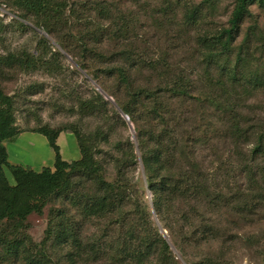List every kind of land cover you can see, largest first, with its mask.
Masks as SVG:
<instances>
[{"label":"trees","instance_id":"1","mask_svg":"<svg viewBox=\"0 0 264 264\" xmlns=\"http://www.w3.org/2000/svg\"><path fill=\"white\" fill-rule=\"evenodd\" d=\"M11 1L25 11L24 15L19 16L22 21L20 24L24 26L25 22L35 30L42 31L41 41L45 45H48L47 38H57L64 28L76 30V44L84 50L77 64L91 76L93 82L113 79L119 93L125 98L124 102L114 100L115 104H110L100 91L96 92L95 98L86 101L82 108L93 113L98 111L105 117L101 110L111 105L121 121L124 122L120 114L128 116L135 125V143L127 140L132 150L124 153L126 157L123 156V160H115L118 178L112 182L103 177V166L95 158L89 138L72 131L81 157L68 163L62 160L56 144L62 131L47 126L38 132L48 139L55 152L53 169L44 168L38 172L13 166L9 163L4 143L15 138L19 132L15 126L13 100L0 90V226L24 225L32 212H42L45 201L54 192L57 191L58 195L66 192L67 199L80 217L65 214L66 222L61 221L58 241L61 245L69 244L75 250L74 253L78 252V248L96 260L111 259L114 264H172V249L175 247L185 261L181 264H225L222 261V250L214 246L224 242V217L228 211H236V208L234 200L231 201L229 196L230 188L223 172L226 163L221 161L219 167L215 165L216 128L211 116L207 115L213 108L212 111H220L227 117L226 113L232 109L231 98L226 96L227 86H205L200 91L202 94H199L198 86L194 85L189 74L173 72L171 65L159 57L146 60L142 52H133L125 37L128 33L125 24L111 22L78 27L68 20L67 5L63 2L6 0V3ZM176 1L186 6L189 0ZM255 4L264 7V0H237L227 27L202 34L198 38L197 46L202 61L208 67L213 65L216 68L217 76L212 81L218 85H223L226 78L235 85L244 84L247 79L239 68H231L221 61L231 55L241 23L252 15L250 7ZM101 11L102 14L103 11L107 15L110 13L104 8ZM200 19L201 11L197 7L188 9L184 15V23L187 25L199 24ZM91 27L94 36L101 33L107 34L112 40L120 39L119 50L108 56L101 41L90 37ZM57 46L71 55L67 44L60 42ZM244 52L245 47L241 46L237 53L239 61L243 59ZM41 60L36 55H30L22 64L30 67ZM144 67H150L155 72L151 77L160 79L162 86L151 88L153 85L137 81L136 72H141ZM252 81L263 86L232 87L242 89L238 96L264 89V81ZM100 89L107 94L105 89ZM198 107L204 109L206 115L199 117L195 113ZM220 120L226 127L224 138L238 146H249L250 137L256 136L253 147L245 152L243 160L248 159L250 162L264 157V132L250 133L236 118L225 120L222 117ZM116 146L120 151L123 149L121 142ZM243 162L238 168L244 172L248 183L245 193L250 197L254 193L260 201H264V193L260 189L257 192L252 189L253 185H258L259 173L253 170L249 162ZM132 165L139 168V179L136 181L130 175L129 168ZM6 170L10 172L13 183L6 177ZM91 180L96 182L97 191L93 194L83 192L81 188ZM138 183L151 193L152 208L143 204L136 188ZM247 207L243 209L245 213L250 211V207ZM153 212L157 221L148 223L145 220L143 228L133 222L138 213L148 219ZM112 218L119 225H130L127 232L136 236L135 243L127 246L126 243L116 242L103 249L93 237L88 239L83 236V227L87 223ZM141 230H144L143 235ZM162 231H167L169 241ZM156 242H159V246H155ZM160 247L164 250L161 256L156 254ZM74 253L71 252V255ZM101 253L102 256H99Z\"/></svg>","mask_w":264,"mask_h":264},{"label":"rangeland","instance_id":"2","mask_svg":"<svg viewBox=\"0 0 264 264\" xmlns=\"http://www.w3.org/2000/svg\"><path fill=\"white\" fill-rule=\"evenodd\" d=\"M54 1L67 5L68 20L78 27L84 24L111 22L117 25L125 24L128 27L125 37L129 40L133 52H142L146 60L159 57L171 65L173 72L182 71L189 74L195 82L194 85L198 86L199 94H202L200 91L206 88L205 86H227L226 96L232 101V109L226 113L227 117L220 111H212V107L207 117L211 116L216 128L215 165L219 167L221 161L226 163L223 172L227 177L229 196L231 201L234 200L236 211L230 210V213H226L223 221L224 242L214 248L222 250V261L225 264H264V201H260L257 193L256 196L254 193L252 197L247 196L246 176L240 171L241 168H238L242 161L249 162L248 159L243 160V156L253 147L256 136L250 137L249 146H238L224 138L226 127L220 120L222 117L225 120L236 118L250 133L264 132V89L252 90L238 96L242 89L232 87L263 86L252 80L264 81V7L257 4L250 7L252 15L241 23L231 55L221 61L231 68H239L247 77L245 83L235 85L226 78L223 85H218L212 81L217 76L216 68L213 65L208 67L202 61L197 41L202 34L213 33L228 26L237 0H189L186 6L176 0ZM5 3L6 0H0V90L13 100L15 126L19 134L25 131L38 132L45 126L62 132H78L89 138L95 158L103 166L102 175L105 180H117L118 167L115 160L126 157L124 153L132 150L127 140L134 142L135 125L123 114L120 116L124 122L121 121L111 105L101 110L105 117L98 111L93 113L84 110L82 105L95 98L96 92H100L98 87L105 89L113 100L124 102L125 98L119 93L118 86L110 78L93 82L91 76L77 64L84 50L76 44L78 33L75 29L70 31L64 28L57 38H47L48 45H45L41 41L43 34L40 30H35L25 22L24 26L20 24L22 21L19 16L24 15L25 11L18 8L14 1L6 3L8 6ZM196 7L201 11L199 24H185L184 15L187 10ZM102 8L110 12L109 15L104 11L102 14ZM84 31L86 32V29ZM90 33L91 38L101 41V46L108 56L119 50L120 39L112 40L107 34L101 33L94 36L92 27ZM60 42L69 46L71 55L58 48ZM241 46L245 47V52L243 59L239 61L237 53ZM30 55L41 58V62L30 67L24 66L23 60ZM153 73L155 72L150 67H144L141 72H136V79L140 84L153 85L151 88L162 86L160 79L151 77ZM103 97L110 104L113 103L104 95ZM195 113L199 117L206 115L205 110L200 107L196 108ZM242 136L245 137V134ZM118 142L122 144L121 151L116 146ZM249 163L253 170L259 173L258 185H253L252 189L256 192L260 189L263 194L264 157ZM129 171L134 181L139 179L137 165L130 166ZM5 173L13 183L10 172L6 170ZM222 176L225 177L223 174ZM97 187L96 182L91 180L81 190L93 194ZM136 188L143 204L152 208L151 193L143 189L141 183H138ZM247 206L250 211L245 213L243 209ZM75 210L67 199V193L58 195L56 191L45 201L42 212H32L24 225L0 226V264H114L111 259L96 260L94 256L84 254L85 252L78 248V252L74 253L75 250L69 244L61 245L58 241L61 221L66 222L65 214L80 217ZM135 219L133 222L141 226L145 224V220L148 223L157 221L154 212L148 219L138 213ZM129 227L126 223L117 224L115 218L96 220L83 227V236L88 239L93 237L103 249L116 242L126 243L128 246L136 242V236L127 232ZM141 234H144V230H141ZM166 236L168 239V234ZM155 246H159V242H156ZM71 252L74 254L71 255ZM163 252L160 247L156 254L161 256ZM99 256H102V253ZM172 258V264L185 262L175 247L172 249Z\"/></svg>","mask_w":264,"mask_h":264},{"label":"crops","instance_id":"3","mask_svg":"<svg viewBox=\"0 0 264 264\" xmlns=\"http://www.w3.org/2000/svg\"><path fill=\"white\" fill-rule=\"evenodd\" d=\"M63 161L71 163L81 157L76 137L70 131L61 132L56 140ZM9 163L27 170L53 169L55 152L48 139L39 132L25 131L5 142Z\"/></svg>","mask_w":264,"mask_h":264},{"label":"water","instance_id":"4","mask_svg":"<svg viewBox=\"0 0 264 264\" xmlns=\"http://www.w3.org/2000/svg\"><path fill=\"white\" fill-rule=\"evenodd\" d=\"M42 34H43V32L42 31H40ZM53 42V41H52ZM98 89L104 94V96L106 97V98H108L109 100H111L113 103H114V100L112 99V98H110L106 93H104L99 87H98ZM115 104V103H114ZM118 108V107H117ZM118 110H120L119 108H118ZM121 112V111H120ZM123 114V113H122ZM123 116L127 119V120H129L128 119V117L127 116H125L124 114H123ZM131 131H132V134L134 135V131L131 129ZM134 139H135V137H134ZM162 233L164 234V236L166 235V232H163L162 231Z\"/></svg>","mask_w":264,"mask_h":264}]
</instances>
